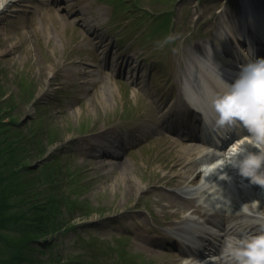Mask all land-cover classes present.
Here are the masks:
<instances>
[{"label":"rangeland","instance_id":"1","mask_svg":"<svg viewBox=\"0 0 264 264\" xmlns=\"http://www.w3.org/2000/svg\"><path fill=\"white\" fill-rule=\"evenodd\" d=\"M17 1V4L12 2L6 6L7 10L0 15V100L10 94L12 101L7 105L6 118L1 117V120H13V125L3 128L4 135L6 139H12L14 135L9 130L14 127L26 133L31 125L48 123L54 128L52 134L55 129L61 132L60 139L51 146L39 139L29 142L28 147L32 149L35 148L30 146L32 144H44V150L48 152L58 150V159L76 168L80 175L75 177L77 184L84 186L78 194V206L69 209L70 212L63 199L66 195L60 192L63 189L60 186L56 189L61 197L57 198L55 216L71 219L77 228L67 233H45L44 242L48 244L40 245V238L37 239L39 250L36 255L54 257L53 264H67L69 261L68 264H90L91 261L129 264L118 257L116 250L127 245L130 252H136L130 264H168L173 255L170 250L164 252L160 249L156 253V250L143 249L137 244L139 236L153 238L157 229L168 234L167 228L161 224L167 219L161 205L178 198L163 186L158 191L151 185L164 173L162 161L157 158L165 152L167 157L171 154L165 138L154 135L143 138L119 158L126 165V175L132 184L141 186V189L135 187L133 191H127L118 167L113 168L109 162L85 154L88 142L85 135H80L79 128L86 125L88 129H100L109 125L112 132H118L122 130L117 127L122 121L117 114L123 103L135 111L149 93L160 102L169 98L172 85H166V81L172 75L160 74L157 69L163 68V62L166 70L180 74L179 64L181 66L187 60L190 45L205 37L211 39V29L217 25L223 11L231 12L230 1L176 0L174 5L162 0H158L162 4L156 0ZM157 7L172 9L173 23L172 15ZM144 10L153 12V15ZM142 13L145 14L135 22L134 18ZM156 13L165 15L156 16ZM88 18L96 19L97 25L92 28L86 25L85 19ZM91 30L95 36L89 33ZM158 30L160 32L151 33ZM124 31L126 33L122 34ZM170 36L175 38L179 48V56L176 53L173 60ZM102 42L106 45L102 46ZM154 47L160 57L149 60L146 55L154 54ZM109 49L111 53H108ZM160 51L168 53V57L165 59ZM134 60L144 64L139 72L147 84L144 90L129 81L134 78V72L132 76L129 72ZM22 84L24 90H31L36 97L35 103L20 102V95L25 92H21ZM139 109L129 118L135 117ZM33 120L35 123L29 124ZM4 131H0V135ZM25 137L23 135L20 139ZM37 158L40 157L32 155L22 162H28L34 169L39 161ZM4 166L0 164V168ZM42 167L40 164L34 172L24 171L17 177L30 179L34 198L54 189L50 187L53 185L51 180L41 176ZM176 190L178 188L173 189ZM194 224L188 221L189 230H194ZM4 231L14 236L17 229L12 225L1 226L0 233ZM4 244L0 240V248Z\"/></svg>","mask_w":264,"mask_h":264},{"label":"bare ground","instance_id":"2","mask_svg":"<svg viewBox=\"0 0 264 264\" xmlns=\"http://www.w3.org/2000/svg\"><path fill=\"white\" fill-rule=\"evenodd\" d=\"M64 1H69V0H64ZM250 1L252 0H243V2H241V5L243 4V11H244L243 17H245L246 15L247 8L249 9ZM12 2H16V0H0V15L1 16L7 10L6 6L10 5ZM254 9H255L254 16L256 18H259L260 16H262V14L264 15V7H258V4H257V6H254ZM83 14L85 13L83 12ZM236 16L237 15H233V17H236ZM231 17L232 15L229 16V18ZM85 20H86L85 22H87L86 25H88L90 28H92L93 25L94 26L97 25L95 23L96 19L88 18ZM245 22L246 20H243V23ZM260 24L262 23L260 22ZM226 27H227V31L222 32L221 30L217 32L216 36L214 37L216 46L218 48H223V51H221L220 49L216 50V49L211 48L210 49L211 51L208 52L209 54L206 55L204 54V52L201 51V49L203 48L201 42H194L193 44H191L192 49L194 50L197 49L199 51L198 53L203 54L205 58L203 57H201V59L195 58L196 59L194 62L195 64L193 65V68L190 69V71H192L191 76L189 77L188 82L184 80V82H186L185 85H183L185 86L184 88L180 84L181 83L180 80L178 79L175 80L176 87L178 88L177 90L178 96L171 103L167 102L166 105L164 104L163 106H166V107L163 111H160L162 104H158L156 101H153V105L155 109H152V108L148 109L145 115V118L156 116L153 119H157V120H160L162 123H165L164 125L165 130H172L173 132L172 131L171 132L177 136L176 138H172L171 136L167 135L168 144L170 145H174L176 143L180 144L179 147H175V146L172 147L170 156L168 157L166 156L161 160L162 161L161 168L165 170V172L161 176L156 177L151 183L152 186H158V183L164 181V182H168V183H171L177 186H181L180 191L185 192V194L189 195L185 197L186 199H184L185 203L183 204V206L177 209H172V207L175 206V202L173 201H170L166 204L165 207L167 211L170 212L169 215L177 219L184 218V216L180 213L183 209H190L192 212H195L199 214L200 216H202L204 220L210 221V217L217 210L216 207L213 206L212 201L210 202L212 207H209V208L201 205L202 203L201 204L198 203L197 198L199 196H203V190H200V189L196 190L194 187H192L194 186V183L196 181L195 177H192V173L196 165L194 155L200 151L199 150L200 148L197 147V145L193 143V141H195L194 127L192 126H184V128L175 127L173 124V121H175L180 115H185L186 113H190L188 101L191 103H195V105L197 106H200L199 108L203 109L206 113L214 114V115L218 113V109L216 107L215 101L226 90L227 84L230 83L238 74L239 70H236L235 66H236L237 61L241 59L239 58L237 60L236 54L235 55L230 54L231 55L230 57L223 56V58L219 61H217L213 57L214 54L222 55L220 53H226L227 50L229 49L228 45L230 44L229 42H227V40L230 41L231 37L232 39L235 37V32L233 31V28L232 27L229 28L228 26ZM228 34L231 37H229ZM97 42H99V40ZM261 43L264 44V41H261ZM231 57L233 58L231 59ZM133 70H136V69H132L131 72ZM133 82L138 84L137 86L139 88H142L144 86L143 84H141L142 80H141V77H139L138 75L134 77ZM182 84H183V81H182ZM213 119H217V116H215ZM143 125L146 126V123L142 122V124H140L139 126H136L133 129H137L138 127H143ZM108 132H109L108 129H102L100 132L97 133L98 137L96 138V141L98 143L94 147L93 151L95 154L98 153L99 156H101L100 158H102L103 156L109 155L107 151L102 150L101 145H100L102 144V141L104 142L106 137H109L107 136ZM237 140L239 141V143L244 142L246 146L249 145V147L247 148L248 151L250 150L252 146L253 148H255L254 142L259 144L261 148L263 149L262 153H259V154L264 155V141L255 140L249 131ZM109 150L111 151L110 148ZM116 152H118L117 149H116ZM100 160L101 159H98V161ZM111 163H112L113 168L118 167L119 171L122 172L123 174L122 179L124 180V185L127 191L128 190L133 191L135 187L140 188L139 185L134 186L131 182L130 177L126 175V165H124L122 160L120 159L116 160L114 158V160L110 162V164ZM260 173L264 175V168L260 170ZM247 181L253 185H258V183L252 182L249 177ZM219 183L221 184V187H220V190L218 191L220 192V194H223V188L225 189L226 182L225 180H221V182ZM235 187L239 188L238 186H235ZM242 190L245 191V189H242ZM248 193L250 195L245 196L242 201L243 203L248 204L249 207L255 208V206H252L253 203L250 202V199L252 198L256 199V197L261 198V200L264 199L262 196L260 197L259 194L256 195L255 192H253V194L252 192H248ZM229 207L230 208L234 207L235 211H231V212H236V214L231 215L230 214L231 212L228 211ZM221 208H222L221 209L222 211H225L226 215L223 214L221 220L218 222L217 225L221 229H223V231L225 232L231 231L232 233H236L235 228H234L235 224H233V221L237 219L238 217L245 218V213L240 208V201L236 199H232L229 202L226 200H223L221 204ZM255 213H259V211L256 210ZM167 224H173V222L168 221ZM242 224H243L242 227H243L244 232H248L249 230H258V229L261 230L262 229L260 224H252V223H247V222H244ZM160 237H164V236H160ZM197 237L200 239H203V237L200 234H198ZM165 238L166 240H171L169 236ZM207 242L208 244L211 245L209 247L210 250L212 248L216 250V248L219 247L217 246V244L220 245V248L221 246L225 245V240H220V238H218L217 244L215 242L213 244L211 241L210 242L207 241ZM143 246L147 247V244L145 243ZM184 247L177 245L175 250H177V252H186ZM177 252H173L174 255L172 259V264L181 263V261L178 260L179 256L177 255ZM223 260L224 259L222 258V256L218 255L216 262L224 263ZM203 264H208V263L204 262Z\"/></svg>","mask_w":264,"mask_h":264},{"label":"trees","instance_id":"3","mask_svg":"<svg viewBox=\"0 0 264 264\" xmlns=\"http://www.w3.org/2000/svg\"><path fill=\"white\" fill-rule=\"evenodd\" d=\"M1 114L7 116V112L3 113L0 106V131L2 132L3 128L10 126L13 120L9 118L1 121ZM29 124L33 122L29 121ZM9 131H12L14 138L6 139L5 131L0 135V164L5 165L4 168H0V175L4 176L0 177V227L12 225L17 232L14 236L5 231L0 233V240L5 242L0 248V264H53L54 257L40 258L36 255L39 249L36 245L38 242L35 241L40 238V245L46 246L48 243L44 242V234L58 227V222L53 219V212L59 196V191L56 190L59 185L53 183L50 187L54 189L50 192L43 193V196H39L40 198L32 197L35 193L32 185H27L29 178L20 181L17 177H20L22 170L30 169L27 166L28 162L22 161H27L29 150L27 145L31 138L36 141L38 127L31 125L27 127L26 133L15 127ZM23 135L26 137L20 139ZM16 161L22 163L15 168ZM49 169H51L50 166L48 169H43L44 174H49L50 172L47 171ZM56 259L59 260L58 257Z\"/></svg>","mask_w":264,"mask_h":264},{"label":"clouds","instance_id":"4","mask_svg":"<svg viewBox=\"0 0 264 264\" xmlns=\"http://www.w3.org/2000/svg\"><path fill=\"white\" fill-rule=\"evenodd\" d=\"M228 97H235L240 104L246 105L244 111L234 107L226 116L220 105ZM215 104L221 122L241 121L255 140L264 141V57H255L243 64ZM235 166L252 182L264 186V179L260 178L264 155L252 153ZM221 256L226 264H264V233L243 238L229 237Z\"/></svg>","mask_w":264,"mask_h":264},{"label":"snow or ice","instance_id":"5","mask_svg":"<svg viewBox=\"0 0 264 264\" xmlns=\"http://www.w3.org/2000/svg\"><path fill=\"white\" fill-rule=\"evenodd\" d=\"M221 108L225 110V115H229L233 110L234 107L238 111H244L246 105L240 104L235 97H228L223 104L220 105Z\"/></svg>","mask_w":264,"mask_h":264}]
</instances>
